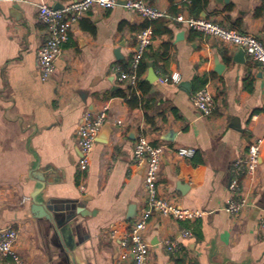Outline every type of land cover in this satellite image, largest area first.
I'll return each instance as SVG.
<instances>
[{
	"label": "crops",
	"instance_id": "crops-1",
	"mask_svg": "<svg viewBox=\"0 0 264 264\" xmlns=\"http://www.w3.org/2000/svg\"><path fill=\"white\" fill-rule=\"evenodd\" d=\"M69 1L0 0V229H19L16 248L26 264H76L75 256L85 264H134L131 249L122 247L120 239L145 206L143 170L133 163L134 143L142 130L151 143L167 146L159 194L204 212L193 220L154 213L145 231L149 261L264 264V232L259 227L264 141L253 177L235 168L245 159L250 140L264 138L260 65L246 53L238 60L240 48L167 19L168 31L157 26L146 52L143 77L149 85L136 88L139 106L131 107V93L119 82L118 67L131 61L146 19L120 4L91 10L71 31L54 73L42 80L37 53L47 24L38 15V4L60 8ZM143 1L264 40V0ZM150 62L157 75L154 82L147 79ZM175 76L180 77L177 83ZM203 87L215 99L210 116L191 102V95ZM120 90L128 96L117 95ZM104 108L109 124L97 135L88 169L81 170L77 129L86 112ZM181 147L196 153L179 158L176 150ZM236 172L247 205L233 216L226 205ZM35 200L52 217L35 209ZM66 222L72 225L76 253L67 251L59 235ZM185 229L192 231L191 238L183 237ZM166 238L177 240L184 250L166 252ZM7 263L0 255V264Z\"/></svg>",
	"mask_w": 264,
	"mask_h": 264
},
{
	"label": "built area",
	"instance_id": "built-area-1",
	"mask_svg": "<svg viewBox=\"0 0 264 264\" xmlns=\"http://www.w3.org/2000/svg\"><path fill=\"white\" fill-rule=\"evenodd\" d=\"M120 5L118 0H72L60 8L47 4H38V15L47 24V36L37 53V66L42 80H47L56 69V60L61 56L63 45L68 42L74 27L94 8L111 10ZM126 9L138 13L147 20L158 18L171 19L185 24L188 28L212 36L222 43L236 48H242L245 53L256 61L264 72V40L252 33L241 32L233 27L225 26L219 22L204 17H195L185 13L170 14L157 6L143 0H126L122 4ZM153 41L151 28H143L137 33L136 46L130 61V70L121 71L118 67V80L125 90L130 93L138 83V69L146 58V52ZM160 82H165L163 77ZM174 82L180 77L175 76ZM191 102L202 115L210 116L215 109V99L207 87H203L191 95ZM107 108L99 112H86L76 132V142L80 151L79 168L87 170L90 155L96 143V138L107 122ZM120 123V122H119ZM264 138L256 137L250 140L247 155L239 160L235 168L245 170L249 176H254L260 164ZM167 150L166 145L151 143L141 130L133 147V163L143 170V191L145 206L138 213L131 228L122 234L120 244L130 248L133 253L134 264H152L149 261L151 244L145 237L147 225L154 215L169 217L175 220L197 219L204 215L203 211L184 208L174 200L161 196L158 192V178L161 163ZM196 153L194 148L181 147L176 150L179 158H192ZM237 171V170H236ZM237 173V172H236ZM233 196L228 200L226 210L233 216L242 213L247 205V198L240 187V176L230 182ZM24 201L28 198H24ZM259 227L264 232V207L259 218ZM116 229L112 230L114 234ZM183 237L191 238L190 229L182 232ZM19 229L9 226L0 229V255L8 258L7 264H26V260L17 250ZM166 252L177 254L184 250V245L177 240L166 238L163 240Z\"/></svg>",
	"mask_w": 264,
	"mask_h": 264
},
{
	"label": "water",
	"instance_id": "water-1",
	"mask_svg": "<svg viewBox=\"0 0 264 264\" xmlns=\"http://www.w3.org/2000/svg\"><path fill=\"white\" fill-rule=\"evenodd\" d=\"M118 1H119L120 4H124L126 0H118ZM227 2H228V0H225V3H227ZM59 7H62V5H59ZM116 54L119 57L120 56V51L116 50ZM244 54H245V51L242 48H240L239 52L236 54L235 57L238 60H241L242 56ZM149 66H150V69H149V74H148L147 79L149 81H151V82H154L155 80H157V75H156V73H155V71L153 69V64L151 62L149 63ZM219 69H220V66H219ZM105 124L108 125L109 123L106 122ZM33 207L35 209L39 210L40 212L43 211V213H44L43 216H45L47 218L52 217V215L50 216V213H48L46 211V209L43 207L42 203L37 202L35 200ZM41 207H43V208H41ZM133 209H134V206H133ZM59 235L61 236L62 242H63L64 246L67 248V251H70L72 253H76L78 251V244L76 242L74 234L72 233V225L69 222L64 223L60 227ZM75 262H76V264H85L79 256H75Z\"/></svg>",
	"mask_w": 264,
	"mask_h": 264
},
{
	"label": "trees",
	"instance_id": "trees-1",
	"mask_svg": "<svg viewBox=\"0 0 264 264\" xmlns=\"http://www.w3.org/2000/svg\"><path fill=\"white\" fill-rule=\"evenodd\" d=\"M199 2V0H192V3H196ZM263 8H260L257 11V14H260L262 12ZM180 13L179 10H175L174 15ZM167 19L166 18H158V19H154V20H147L146 19V23L143 26V28H147V27H151L153 30V33H157V31L159 29H157V26L160 27V29H162L163 31H168V28L166 27V23H167ZM120 70L121 71H126L128 72L130 70V62L125 63L123 65L120 66ZM147 70V62H146V58L145 60L141 63L139 69H138V83H137V87H143L144 85H149V82L143 77L144 73ZM136 88H133V90L130 92L131 94L128 96L126 93H124V91L120 90L118 91L116 94L119 96H123V97H127L128 96V103L131 107H138L139 106V102L140 99L138 98V96L135 95V90ZM181 260H177V264H181L180 263Z\"/></svg>",
	"mask_w": 264,
	"mask_h": 264
}]
</instances>
